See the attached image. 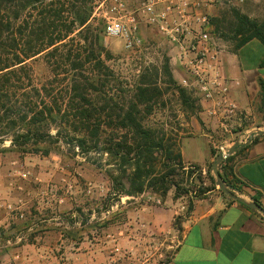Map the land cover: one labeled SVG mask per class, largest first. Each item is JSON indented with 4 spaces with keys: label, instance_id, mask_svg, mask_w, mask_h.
Returning <instances> with one entry per match:
<instances>
[{
    "label": "trees",
    "instance_id": "1",
    "mask_svg": "<svg viewBox=\"0 0 264 264\" xmlns=\"http://www.w3.org/2000/svg\"><path fill=\"white\" fill-rule=\"evenodd\" d=\"M92 2L0 0V154L17 150L22 155H48L67 148L69 154L76 151L86 160L92 155L105 158L98 165L105 168L114 200L146 192L165 199L172 190L175 199L193 194L184 186L193 184L195 174L202 182V169L184 163L183 136L149 120L164 96L163 78L183 106L193 108L195 102L201 105L200 100L175 80L169 57L160 66L146 68L132 84L121 80L105 64L111 55L91 25ZM231 17L236 47L252 40L264 45V21L252 20L236 9ZM218 29L214 27L213 33L217 35ZM40 57L51 75L38 84L30 62ZM262 97L264 101V84ZM6 141L10 145L4 148ZM211 152L214 158L219 154L215 149ZM235 156L226 159L219 172L234 194L244 195L239 181L228 177ZM206 178L216 189L211 165ZM193 198L199 199L193 195L188 210ZM251 200L262 206L257 198ZM27 227L28 223L14 228Z\"/></svg>",
    "mask_w": 264,
    "mask_h": 264
},
{
    "label": "crops",
    "instance_id": "2",
    "mask_svg": "<svg viewBox=\"0 0 264 264\" xmlns=\"http://www.w3.org/2000/svg\"><path fill=\"white\" fill-rule=\"evenodd\" d=\"M220 43L222 71L230 81V98L245 117L235 121L231 127L222 128L217 119L208 115L206 105L201 103L203 121L187 123L188 132L181 139L183 161L186 165H196L207 171L214 161L211 150L219 151V147L212 146L209 135L237 128L239 132L234 136L228 135L223 143L232 141L230 145H244L250 138L251 142L245 146L247 148L236 151L233 172L228 177L239 181L245 193L240 197L246 202L255 197L264 208V67L261 65L264 45L258 40L241 47L232 46L226 40ZM257 132L263 136L255 140ZM201 143L207 148L204 158L199 159ZM3 160L0 155V199H8V195L13 193L18 196L27 192L22 186L8 187L4 175L8 167L3 166ZM149 196L159 198L161 204L149 200ZM126 200L134 203L126 206L124 221L117 224L111 221L106 226L96 223L103 222L107 218L105 216L109 220V216L114 214L113 206L107 209L106 214L101 213V217H97L92 209L87 214L81 209L76 211L78 214L73 212L68 221H60L51 217L36 219V211L33 212L34 217L20 220L17 214H9L7 208L0 204V238L13 232L18 224L28 223L24 234L11 235L12 238L6 241L14 244L23 242L16 247L15 253L4 252L0 247V264H110L101 242H106L109 248L114 244V247L137 252L142 241L160 240L165 244L168 264H264V215L244 203L230 201L215 189L205 192L199 199L193 198L192 210L179 204L172 191L165 199L146 192L137 197H126ZM27 204L24 202L22 205L26 216L30 210ZM176 216L181 218L178 229L174 226ZM35 227L38 228L35 230Z\"/></svg>",
    "mask_w": 264,
    "mask_h": 264
},
{
    "label": "rangeland",
    "instance_id": "3",
    "mask_svg": "<svg viewBox=\"0 0 264 264\" xmlns=\"http://www.w3.org/2000/svg\"><path fill=\"white\" fill-rule=\"evenodd\" d=\"M93 12H97L98 5L103 0H92ZM107 3V2H106ZM231 8L218 7L216 10V16L214 21L217 20L215 28H219L217 35L221 40H226L231 45H236V40L233 38V30L231 29L234 23ZM242 15L248 16L250 19L263 22L264 21V0L259 2L249 3L236 9ZM91 25L96 32L100 33L102 38V44L106 52L111 55V59H105V52L102 54L105 59V64L112 69L115 74L124 82L132 84L137 80V77L146 68H154L160 66L165 57L172 59V52L166 46L165 40L151 29L143 28V45L140 49L134 52H129L125 49V42L122 38L108 37L104 33L103 24L98 21L97 15L91 20ZM217 26V27H216ZM33 68V76L36 83H42L50 77V71L44 60L36 58L30 62ZM171 69L175 80L179 84V75L177 73L178 67L174 65L173 61L170 63ZM166 79H162L163 83H160L164 96L162 100L155 107L156 112L149 120L152 124H165L167 129L171 130L174 134L175 131L179 136H183L188 132L186 124L190 121H203L201 120V113L203 107L198 103H194L193 108L183 106L180 98L166 86ZM196 101V100H195ZM201 103V102H200ZM187 109V111H184ZM190 109H193L190 111ZM194 113V114H192ZM230 132L216 131L214 134H210L211 142L219 149L226 147L229 149L232 145V141L224 142L228 135L234 136L239 130L232 128ZM55 133V130H52ZM230 138V136H229ZM203 144H206L204 140ZM222 144V145H220ZM10 141H6L5 147H9ZM199 159L204 158L206 146L200 144ZM67 149V148H65ZM52 150L48 155L43 153L38 154H20L17 150H11L6 153L0 154L3 156V166L8 167L4 174L7 179V185L10 188H17L19 186L25 187L23 194L17 196V194L8 195V199H0V204L3 205H24L27 202L30 208L27 216L20 220H26V217H34L33 212L38 213L36 219L42 218H54L60 221L70 219L72 213L79 210H83L84 214H87L89 210L95 211L97 217H101L102 214L111 206L114 208V214L109 216V220L121 223L126 217V206L133 201L126 200V197L121 200H114L111 193V184L108 179L105 168L101 169L100 165L104 163V160H100L99 156H90L89 160L78 154L75 151V155L69 154L66 150ZM218 149V150H219ZM230 167V166H228ZM228 168L227 170H229ZM207 174V172H206ZM203 177L202 182L198 180V174H195L193 184L184 186L188 188L192 193L183 194L179 199V204H184L189 207V200L193 195L202 197L208 189H212L213 185L206 178ZM12 185V186H9ZM217 191H219L216 186ZM173 194L175 191L172 190ZM236 195H238L236 193ZM239 196V195H238ZM108 205H110L108 207ZM132 206V205H131ZM66 208V211L64 210ZM10 212L9 210H7ZM65 211V213H64ZM77 213V212H76ZM9 214H12L11 212ZM78 214V213H77ZM108 218V216H105ZM111 217V219H110ZM105 218V222L109 221ZM180 217L176 216L174 226L178 229L180 225ZM26 222L18 224L23 226ZM102 221H98L96 225H102ZM96 226H93V228ZM38 227H35L36 230ZM58 227H56L57 229ZM98 229L101 230L99 226ZM25 233L24 228L15 229L13 232H9L7 236L3 235L0 239V247L4 252L15 253V249L19 244L6 243L8 238H12L11 235H22ZM31 244V241H28ZM101 248L106 250L107 259L110 264H168L169 257L166 256L165 244L160 241L143 242L141 243L139 251L123 249L121 246L118 248L111 244L110 248L107 247L106 242H101ZM119 250L117 252L116 250Z\"/></svg>",
    "mask_w": 264,
    "mask_h": 264
},
{
    "label": "built area",
    "instance_id": "4",
    "mask_svg": "<svg viewBox=\"0 0 264 264\" xmlns=\"http://www.w3.org/2000/svg\"><path fill=\"white\" fill-rule=\"evenodd\" d=\"M259 1L103 0L92 19L97 15L105 35L122 38L129 52L142 47L143 28L159 34L173 54L171 61L179 67V84L206 105L208 115L222 128H228L245 114L230 98V81L222 71L221 38L213 33V20L218 7L237 9ZM227 150L221 147L219 152ZM149 200L161 204L159 198L149 196ZM5 207L20 219L24 217L21 205Z\"/></svg>",
    "mask_w": 264,
    "mask_h": 264
},
{
    "label": "water",
    "instance_id": "5",
    "mask_svg": "<svg viewBox=\"0 0 264 264\" xmlns=\"http://www.w3.org/2000/svg\"><path fill=\"white\" fill-rule=\"evenodd\" d=\"M256 134L261 135L262 133L257 132ZM250 142H251V138L244 145L235 144V145H232L226 152H219V154L214 158V161L211 165V172H212V176L215 180L216 186L218 187V189L220 191H222L224 194H226L230 199L244 203L250 209L257 211V212L261 213L262 215H264V208L262 206H260L257 202H253V201L246 202L242 197L234 194L219 172L220 165L226 159H228L230 156L234 155L238 149L247 146Z\"/></svg>",
    "mask_w": 264,
    "mask_h": 264
}]
</instances>
